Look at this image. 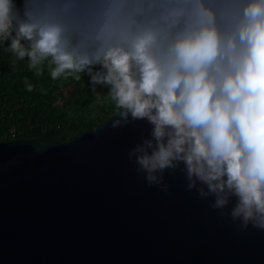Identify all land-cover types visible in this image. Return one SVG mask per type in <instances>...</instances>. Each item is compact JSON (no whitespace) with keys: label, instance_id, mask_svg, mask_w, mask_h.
<instances>
[{"label":"clouds","instance_id":"clouds-1","mask_svg":"<svg viewBox=\"0 0 264 264\" xmlns=\"http://www.w3.org/2000/svg\"><path fill=\"white\" fill-rule=\"evenodd\" d=\"M0 45L37 76L106 88L113 128L147 121L128 157L148 186L168 192L179 169L264 231V0H0Z\"/></svg>","mask_w":264,"mask_h":264},{"label":"water","instance_id":"water-1","mask_svg":"<svg viewBox=\"0 0 264 264\" xmlns=\"http://www.w3.org/2000/svg\"><path fill=\"white\" fill-rule=\"evenodd\" d=\"M113 117L58 144L0 141V264H264V231L198 199L181 170L168 192L148 186L128 153L151 125Z\"/></svg>","mask_w":264,"mask_h":264},{"label":"trees","instance_id":"trees-1","mask_svg":"<svg viewBox=\"0 0 264 264\" xmlns=\"http://www.w3.org/2000/svg\"><path fill=\"white\" fill-rule=\"evenodd\" d=\"M4 47L0 45V141L39 138L58 144L115 114L114 104L97 95L104 87L93 92L87 75L82 74L79 81L71 77L53 80L45 66L37 76L28 68L27 58L14 65V57ZM27 83L33 85L31 92Z\"/></svg>","mask_w":264,"mask_h":264},{"label":"rangeland","instance_id":"rangeland-1","mask_svg":"<svg viewBox=\"0 0 264 264\" xmlns=\"http://www.w3.org/2000/svg\"><path fill=\"white\" fill-rule=\"evenodd\" d=\"M101 92H102V93L100 94V97H99V98H100L101 100H103L105 103L108 102L109 100L104 99V95L106 94L107 89H106V88H105V89L103 88V89L101 90ZM101 105H102V104H101ZM101 105H100V107H101Z\"/></svg>","mask_w":264,"mask_h":264},{"label":"built area","instance_id":"built-area-1","mask_svg":"<svg viewBox=\"0 0 264 264\" xmlns=\"http://www.w3.org/2000/svg\"><path fill=\"white\" fill-rule=\"evenodd\" d=\"M12 137H13V135H12Z\"/></svg>","mask_w":264,"mask_h":264}]
</instances>
